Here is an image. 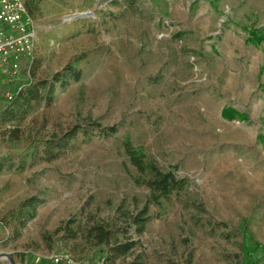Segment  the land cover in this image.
<instances>
[{"label":"rangeland","instance_id":"1","mask_svg":"<svg viewBox=\"0 0 264 264\" xmlns=\"http://www.w3.org/2000/svg\"><path fill=\"white\" fill-rule=\"evenodd\" d=\"M27 1L35 51L18 79L0 75V114L20 86L69 66L80 77L0 122V255L264 264V0ZM127 140L186 188L151 201ZM147 207L139 231L129 218ZM95 224L123 241L128 230L135 248L107 258L88 237Z\"/></svg>","mask_w":264,"mask_h":264},{"label":"trees","instance_id":"2","mask_svg":"<svg viewBox=\"0 0 264 264\" xmlns=\"http://www.w3.org/2000/svg\"><path fill=\"white\" fill-rule=\"evenodd\" d=\"M27 8L29 13L33 14V9L30 2L27 1ZM257 32L252 31V35L256 36ZM258 40L262 41L263 36L258 35ZM69 75H74L76 79L80 77V72L74 70L72 66L66 68L64 74L59 73L56 75L55 80L52 82L45 81L39 84H31L26 88H17L15 94L12 96L11 103L0 114V122L7 120H14L17 118L16 108H23L24 105H30L31 101L39 100L41 95L39 90L41 88L49 90V97L55 89V85L58 81L68 82ZM21 87V86H20ZM23 111V110H22ZM223 115L229 119H236L241 115L235 109L226 108L223 110ZM114 131V129H112ZM124 149L129 157L131 164L139 171L142 180L141 182L147 184L151 189V201L160 203L162 199H167L174 193L184 190L188 184L187 179L179 178L172 170H164L156 162L148 159L142 148L135 146L131 141L124 142ZM2 169V166H0ZM149 213L148 207L141 210L139 213L130 217V225L134 224L139 228V231L143 229L147 221V215ZM125 239L120 240L119 230L114 229L110 225L95 224L90 228L88 237L95 241L97 245L107 246L109 248L107 258L115 259L117 257L128 255L136 246L137 241L132 237H128V230L123 231ZM264 262V256L259 259ZM131 264H142L139 261H135Z\"/></svg>","mask_w":264,"mask_h":264},{"label":"built area","instance_id":"3","mask_svg":"<svg viewBox=\"0 0 264 264\" xmlns=\"http://www.w3.org/2000/svg\"><path fill=\"white\" fill-rule=\"evenodd\" d=\"M35 36V21L26 0H0V72L10 81L18 79L23 59L33 58ZM51 262L81 264L69 252L54 254Z\"/></svg>","mask_w":264,"mask_h":264},{"label":"water","instance_id":"4","mask_svg":"<svg viewBox=\"0 0 264 264\" xmlns=\"http://www.w3.org/2000/svg\"><path fill=\"white\" fill-rule=\"evenodd\" d=\"M0 258H8L12 264H17L15 259L13 258V256L11 254H2L0 255Z\"/></svg>","mask_w":264,"mask_h":264},{"label":"crops","instance_id":"5","mask_svg":"<svg viewBox=\"0 0 264 264\" xmlns=\"http://www.w3.org/2000/svg\"><path fill=\"white\" fill-rule=\"evenodd\" d=\"M2 74V72H0V75ZM1 81V80H0ZM2 82V81H1Z\"/></svg>","mask_w":264,"mask_h":264}]
</instances>
